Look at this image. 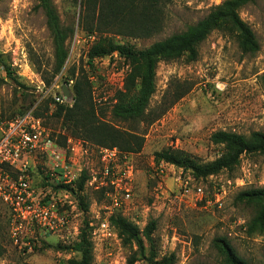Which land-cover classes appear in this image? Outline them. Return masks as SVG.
<instances>
[{
	"label": "rangeland",
	"instance_id": "obj_1",
	"mask_svg": "<svg viewBox=\"0 0 264 264\" xmlns=\"http://www.w3.org/2000/svg\"><path fill=\"white\" fill-rule=\"evenodd\" d=\"M224 1L161 0L160 32L147 39L111 37L117 45L140 52L186 31ZM52 3L63 27L73 30L66 42V61L58 73L52 39L45 17L36 7L37 1L0 0V123L38 102L37 116L58 143L68 137L82 142L74 137L70 121L54 117L52 96L62 94V86L66 85L70 97L65 98L67 102L62 106L71 107L73 82L67 84L65 78L73 72L77 77L83 71L91 83L96 109L103 114L102 121L120 132L139 133L143 146L139 153L120 151L132 166V198L120 213L108 219L113 238L104 241L93 233L95 227L89 226L90 223L95 226L98 219H107L106 197L102 190L89 184L91 176L101 167L97 149L105 147L83 142L87 155L80 162L89 179L82 191L77 187L79 178L72 187H67L73 207L70 224L63 232L44 238L28 236L23 241L27 247L14 246L11 213L0 199V264H66L70 259H78L79 254L65 248L79 242L86 223L90 229L87 239L91 245V264H130L132 259V264H148L150 246L142 234L151 223L155 228L151 235L155 261L230 264L224 251L226 243L246 264H264V226L251 228L259 205L237 199L240 192L264 187V153L242 155L232 172L223 171L206 180H194L190 172L156 159V154L172 149L205 164L224 153L223 146L210 142L213 133L224 131L242 136L264 133V0H255L238 11L258 42L255 55H242L233 33L213 31L198 46L195 61L182 56L157 64L151 110L167 106L176 94L188 92L149 126L111 120V106L124 90L128 76L133 75L132 67L117 52L95 59L89 67L87 54L98 37H88L79 29V4L68 0H52ZM123 157L119 160L123 161ZM29 166L32 185L42 189L46 181L42 161L32 158ZM179 181H187L191 188L200 187L205 200L197 202L194 194L183 195ZM215 194H219L218 205ZM206 200H210L209 205ZM116 216L138 229L143 252L134 242L125 243L119 236L110 220Z\"/></svg>",
	"mask_w": 264,
	"mask_h": 264
},
{
	"label": "trees",
	"instance_id": "obj_2",
	"mask_svg": "<svg viewBox=\"0 0 264 264\" xmlns=\"http://www.w3.org/2000/svg\"><path fill=\"white\" fill-rule=\"evenodd\" d=\"M37 9L41 10L46 26L52 39L55 57V72L62 69L66 58V42L73 34L72 29L63 27L52 0H36ZM79 4L78 27L82 33L98 37L88 51V66L92 67L95 59L104 58L117 52L132 67V76H128L126 86L119 92L110 109L112 121L126 124L147 123L152 125L158 121L188 90L173 96L172 101L158 110L150 109V101L156 91L155 71L159 62H170L186 56L188 61H195L198 46L213 31H227L234 34L238 49L242 55H255L259 50L258 42L251 29L240 19L238 11L255 2V0H226L211 9L209 14L189 26L186 31L172 35L149 48L135 52L127 46L117 45L111 36H121L134 39H147L161 30L160 2L161 0H68ZM95 38V37H94ZM7 74L11 75L7 69ZM263 83H264V76ZM72 81L71 92L73 104L71 107L53 102V115L63 118L73 125V135L84 143L105 148H117L123 153H139L143 146V138L137 132H120L113 126L102 121L101 110H97L92 98V87L86 73L82 71L76 77L75 72L65 78V83ZM99 111V112H98ZM37 116V112L35 113ZM38 117V116H37ZM64 139V138H63ZM65 140L61 143L64 144ZM210 142L224 148L223 155L209 163L199 164L183 152L166 149L156 154V159L173 167L188 171L194 180H206L226 171L232 172L240 162L242 155L264 153V133L253 132L242 136L231 132L218 131L210 136ZM60 143V142H59ZM86 172H82L77 182L80 191L88 181ZM47 181V177H45ZM55 194L63 189L62 185H47ZM101 193L105 196L104 191ZM50 195H47L49 198ZM240 202L256 203L259 211L251 228L264 226V187L240 192L237 195ZM111 224L116 226L118 234L125 243L134 242L140 252L144 251L143 241L149 244L150 256L148 264H165L167 260L155 261L153 254L151 223L139 238L138 229L120 216L112 217ZM88 224L80 233L79 242L66 250L79 254L78 259H70L66 264H91V245L87 239ZM224 251L230 264H246L239 259L228 244L224 243ZM173 259V258H172ZM134 259L130 260V264Z\"/></svg>",
	"mask_w": 264,
	"mask_h": 264
},
{
	"label": "built area",
	"instance_id": "obj_3",
	"mask_svg": "<svg viewBox=\"0 0 264 264\" xmlns=\"http://www.w3.org/2000/svg\"><path fill=\"white\" fill-rule=\"evenodd\" d=\"M52 97L59 105L67 102L61 93ZM38 105L36 102L23 113L0 123V199L10 210L11 240L19 248L28 246L23 242L28 236L44 238L63 232L70 224L73 207L67 189L52 194L50 186L40 189L32 185L28 175L31 159L42 161L47 185L72 187L83 172L80 160L87 155L83 142L68 137L62 145L51 136L35 115ZM97 151L101 167L91 176L89 184L104 191L107 219H98L95 226L91 223L89 226L95 227L93 233L100 239L108 241L114 236L108 219L131 201L133 173L126 156L117 148H98ZM120 156H124L123 161L119 160ZM179 183L183 195L194 194L197 202L205 200L200 187L191 188L187 181ZM158 188L160 190L159 183ZM218 197L219 194L214 195L215 205L220 203ZM205 203L209 205L210 200Z\"/></svg>",
	"mask_w": 264,
	"mask_h": 264
},
{
	"label": "water",
	"instance_id": "obj_4",
	"mask_svg": "<svg viewBox=\"0 0 264 264\" xmlns=\"http://www.w3.org/2000/svg\"><path fill=\"white\" fill-rule=\"evenodd\" d=\"M62 95L64 98L68 99L70 96V92L68 90V88L66 87V85L62 86Z\"/></svg>",
	"mask_w": 264,
	"mask_h": 264
}]
</instances>
